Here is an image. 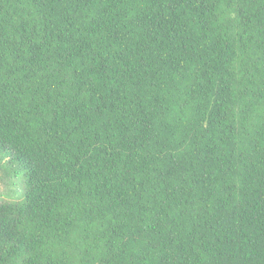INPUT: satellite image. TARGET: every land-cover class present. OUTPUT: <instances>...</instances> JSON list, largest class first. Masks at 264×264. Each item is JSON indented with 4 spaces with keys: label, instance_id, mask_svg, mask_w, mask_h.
Here are the masks:
<instances>
[{
    "label": "trees",
    "instance_id": "obj_1",
    "mask_svg": "<svg viewBox=\"0 0 264 264\" xmlns=\"http://www.w3.org/2000/svg\"><path fill=\"white\" fill-rule=\"evenodd\" d=\"M0 264H264V0H0Z\"/></svg>",
    "mask_w": 264,
    "mask_h": 264
}]
</instances>
